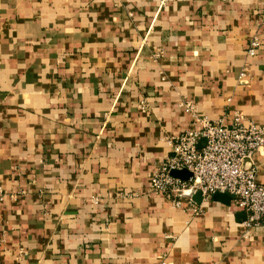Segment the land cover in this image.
Wrapping results in <instances>:
<instances>
[{"label":"crops","instance_id":"crops-1","mask_svg":"<svg viewBox=\"0 0 264 264\" xmlns=\"http://www.w3.org/2000/svg\"><path fill=\"white\" fill-rule=\"evenodd\" d=\"M236 113L264 125V0H0V264H264L233 204L151 187Z\"/></svg>","mask_w":264,"mask_h":264},{"label":"built area","instance_id":"built-area-1","mask_svg":"<svg viewBox=\"0 0 264 264\" xmlns=\"http://www.w3.org/2000/svg\"><path fill=\"white\" fill-rule=\"evenodd\" d=\"M261 47V40L255 37L248 56L255 58ZM147 106L143 104L144 109ZM198 122L200 129L185 131L171 140L172 151L158 164L152 179L153 193L195 216L203 213L194 199L197 194H202L203 203L215 194H227L232 204L247 214L246 228L264 227V184L258 182L255 160L264 152V125L241 113H236L232 122H213L205 117H199ZM203 141L206 145L201 148ZM175 171H188L192 177L187 181L176 178L172 175ZM5 197L0 179V202Z\"/></svg>","mask_w":264,"mask_h":264},{"label":"water","instance_id":"water-1","mask_svg":"<svg viewBox=\"0 0 264 264\" xmlns=\"http://www.w3.org/2000/svg\"><path fill=\"white\" fill-rule=\"evenodd\" d=\"M206 145V142L203 141L201 143V148L204 147ZM172 175L176 178H179V179H182V180H189L191 177H192V174L188 171H175L172 173ZM195 201L199 204V205H202L203 204V196L201 193L197 194L195 197H194ZM213 199L216 201V202H220L222 204H225V205H231L232 204V198L227 195V194H221V193H218V194H215ZM241 218H243L244 221L247 220V214L244 213V212H241L240 215H239Z\"/></svg>","mask_w":264,"mask_h":264}]
</instances>
